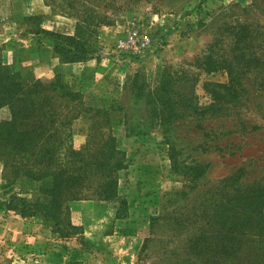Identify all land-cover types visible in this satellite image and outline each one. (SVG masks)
<instances>
[{"label": "rangeland", "instance_id": "374dc122", "mask_svg": "<svg viewBox=\"0 0 264 264\" xmlns=\"http://www.w3.org/2000/svg\"><path fill=\"white\" fill-rule=\"evenodd\" d=\"M43 1L61 16L72 10L69 4L78 8L83 3L112 20L102 28L122 21L123 35L111 43L98 37L106 61L96 77L87 72L82 79H69V71L43 79L59 74L80 95L64 107L60 90L56 93L54 110L73 119L49 141L48 146L57 147L50 155L53 163L49 150L35 162L28 150L0 141V200L16 195L29 203L44 201L41 190L50 187L51 172L86 175V159L109 131L124 153L117 188L126 198L128 217L114 222L116 202L95 197L96 174L84 187V197L66 204L70 221L81 228L74 238H59L41 219L0 208V264H246L251 253L246 241L264 244V209L253 224L259 225L256 235L243 236L246 229L241 234L232 224L210 225L203 215L239 183L255 180L264 194V0ZM9 2L0 0L3 63L7 43L24 26L35 32L41 21L17 18L21 27H16L6 17ZM133 33L139 37L135 43ZM120 42L128 47L118 48ZM208 53L225 58L241 85L201 114V107L213 102L204 83L229 81L225 69L206 71L195 62ZM14 54L20 62L23 53ZM30 54L35 58L33 50ZM8 66L17 71V64ZM22 75L34 77L29 69ZM9 118L7 105H1L0 122ZM72 152L77 154L73 161ZM72 203L77 204L73 215ZM81 232L88 248L80 244ZM233 238L242 239L238 248ZM252 252L264 257L261 248Z\"/></svg>", "mask_w": 264, "mask_h": 264}, {"label": "trees", "instance_id": "16d2710c", "mask_svg": "<svg viewBox=\"0 0 264 264\" xmlns=\"http://www.w3.org/2000/svg\"><path fill=\"white\" fill-rule=\"evenodd\" d=\"M69 6L72 7V10L66 12V16L75 21L72 35L41 28L36 30V34L51 42L53 53L62 63L82 62L91 58L99 60L101 52L98 41L99 32L102 26L112 25V20L104 14H98L93 8L87 7L83 3H80L78 8L70 4ZM52 13L58 14L53 10ZM241 33L245 32L241 31ZM243 41L240 38L237 43L241 46ZM212 53L195 58V62L198 63V66L204 67L206 71L225 69L229 81L225 84L204 83V90L211 95L210 99L213 102L201 107V114L221 103L220 98L231 97L233 87L241 85L238 80L239 73L233 71L231 64L225 58L222 60L213 58ZM21 72L28 74V70L24 68H17V71L13 72L8 65L0 60V106L6 104L10 113L8 120L0 122V141L5 140L16 150H28L30 155L34 156L35 162L42 150L45 153L49 150L47 159H49V163H53L54 159L50 155L57 147L48 146L49 141L55 136H59L63 131L62 128L73 119V115L69 118L66 117V114L60 116L59 111L54 110V102L59 99V96H56L57 90L61 92L60 98L66 101L64 107L77 101L80 95L71 89L59 74H54V77L47 81L31 76L26 78ZM161 87V90L164 91L165 87L163 85ZM217 90H223V93H219ZM61 103L56 107H60ZM71 155L73 161L77 154L72 152ZM89 157L90 161L86 159V175H68L67 169L51 172L49 174L50 187L41 190L42 195L46 198L44 201L37 199L33 203H29L20 196L12 195L6 201L0 200V208L5 211H13L22 218L41 219L59 238H74L78 235L76 230L81 228H76L70 221V212L66 204L84 197L82 194L84 187L89 183L91 176L96 174L99 176V181L95 197L104 201L116 202L114 222L127 219V201L124 196L118 193L117 188V172L124 167V153L117 149L115 139L109 131L96 152L90 154ZM27 171L26 167L22 169V173L25 175H27ZM87 199H91V197L86 196ZM214 204V207L210 206L203 215L210 225L224 228L225 225L232 224L234 230H237L238 227L241 228L239 231L241 234L243 229H246L243 236L249 232L256 235L259 225L258 223L257 226L253 224L257 219L260 221L261 211L264 209V194L260 192L257 181L254 180L249 184L239 183L232 194H227ZM64 218H67L65 224ZM83 237L81 232L80 244L90 246ZM233 240L235 248H238L242 239L233 238ZM246 242L248 243L247 249L250 248L251 251L245 258L246 264H264V257L252 252L259 248L264 252V244H261L260 241L255 243L251 239Z\"/></svg>", "mask_w": 264, "mask_h": 264}, {"label": "crops", "instance_id": "0c3cea01", "mask_svg": "<svg viewBox=\"0 0 264 264\" xmlns=\"http://www.w3.org/2000/svg\"><path fill=\"white\" fill-rule=\"evenodd\" d=\"M6 12V17L13 19V24H16L18 28L21 27V24H17V18L22 19L24 17L35 16L40 17L41 21L39 23V28L41 29L65 35H72L74 33L75 21L67 16L53 14L48 10L43 0H10ZM123 28L124 24L122 21L117 22L113 27L102 28L99 32V38L108 43L116 41L121 37V34L123 35ZM19 31L20 32L11 39L12 41H9V44L7 43L6 51L3 56L4 63L11 66H16L17 64V68L29 69L36 79H46L51 72L65 73L69 71H71L67 76L69 79H76V76L80 77L83 75L82 73L87 72L92 75L93 72H95L94 74L96 77L100 68L105 66L106 60H104V52L99 55V60L91 58L82 62L62 63L58 56L53 53L52 44L46 38L38 36L36 31H28L26 26ZM5 41H2V43ZM32 50L36 53L35 58H31L30 53ZM18 51L23 53V58L20 62H16L13 59L14 53ZM82 78L83 77H80L79 79ZM76 205L77 204L72 203L70 206L72 215L73 211H75V207H77ZM82 205L86 207V202H83ZM74 215H76V212ZM4 233L7 232L4 231ZM18 233H21V231L19 230ZM3 244H5V240ZM3 253L5 254V252Z\"/></svg>", "mask_w": 264, "mask_h": 264}, {"label": "built area", "instance_id": "2783aa9c", "mask_svg": "<svg viewBox=\"0 0 264 264\" xmlns=\"http://www.w3.org/2000/svg\"><path fill=\"white\" fill-rule=\"evenodd\" d=\"M130 40L133 42V43H135V42H137V40H139V37H138V35L136 34V33H133L131 36H130ZM130 44H131V42H130ZM126 47H128V46H126V42H120L119 44H118V48H126ZM129 48H131V49H139L137 46H129Z\"/></svg>", "mask_w": 264, "mask_h": 264}]
</instances>
